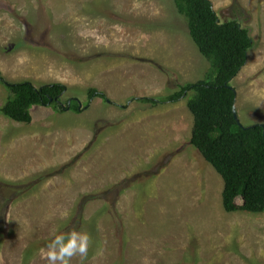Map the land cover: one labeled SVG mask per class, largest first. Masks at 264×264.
I'll list each match as a JSON object with an SVG mask.
<instances>
[{
	"label": "rangeland",
	"instance_id": "1",
	"mask_svg": "<svg viewBox=\"0 0 264 264\" xmlns=\"http://www.w3.org/2000/svg\"><path fill=\"white\" fill-rule=\"evenodd\" d=\"M250 30L254 48L232 82L244 127L264 125V0H210ZM0 71L11 83L64 84L61 103L97 89L78 114L0 113L1 185H35L0 221V264H48L61 233L90 236L71 264H264V213H227L224 181L191 145L190 94L211 75L174 0H0ZM9 93L0 85V108ZM2 219V218H1Z\"/></svg>",
	"mask_w": 264,
	"mask_h": 264
},
{
	"label": "trees",
	"instance_id": "2",
	"mask_svg": "<svg viewBox=\"0 0 264 264\" xmlns=\"http://www.w3.org/2000/svg\"><path fill=\"white\" fill-rule=\"evenodd\" d=\"M188 21L190 35L210 63L212 73L196 83L179 85L161 99L141 98L138 102L158 106L188 99L195 124L191 145L211 164L224 181L223 206L227 213H264V125L244 127L235 118L237 94L232 82L248 63L254 42L250 30L236 21L222 22L210 0H174ZM0 85L9 98L0 113L14 122L31 124L36 107H58L60 112L82 113L95 99L110 102L97 89L87 93L83 106L77 99L61 103L68 87L64 84L36 86L26 81L8 82L0 71ZM37 184V183H36ZM35 185H1L0 221L5 222L13 201ZM38 185V184H37ZM2 218V219H1Z\"/></svg>",
	"mask_w": 264,
	"mask_h": 264
},
{
	"label": "clouds",
	"instance_id": "3",
	"mask_svg": "<svg viewBox=\"0 0 264 264\" xmlns=\"http://www.w3.org/2000/svg\"><path fill=\"white\" fill-rule=\"evenodd\" d=\"M89 244L90 236L87 233H61L56 235L46 248L41 249V256L48 264H71L74 256H86Z\"/></svg>",
	"mask_w": 264,
	"mask_h": 264
},
{
	"label": "water",
	"instance_id": "4",
	"mask_svg": "<svg viewBox=\"0 0 264 264\" xmlns=\"http://www.w3.org/2000/svg\"><path fill=\"white\" fill-rule=\"evenodd\" d=\"M231 88H233V87H231ZM236 94H237V92H236ZM234 113H235V118L238 120V122L240 123V121H239V117H238V113H237V110H236V107H235V110H234ZM241 124V123H240ZM260 126H263V125H260ZM249 128V127H248Z\"/></svg>",
	"mask_w": 264,
	"mask_h": 264
}]
</instances>
